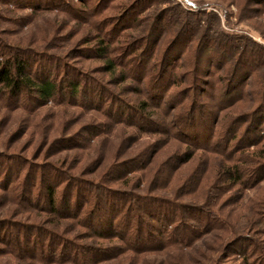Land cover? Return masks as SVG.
Here are the masks:
<instances>
[{
    "label": "rangeland",
    "instance_id": "obj_1",
    "mask_svg": "<svg viewBox=\"0 0 264 264\" xmlns=\"http://www.w3.org/2000/svg\"><path fill=\"white\" fill-rule=\"evenodd\" d=\"M185 21L195 28V36L209 33L236 47L232 59L242 48L244 60L252 58L251 68L244 67L250 78L234 94L237 101L220 113L211 150L189 148L184 135L175 133L180 123L176 119L192 99L216 109L222 87L217 77L227 73L232 61L219 62L225 49L214 40L200 60V87L171 97L191 85L199 54L196 38L176 43L175 34ZM100 39L110 46V56H118V70L128 76L125 82L116 83L104 71L105 61L93 55L91 48ZM15 47L33 50L39 56L35 58L44 59L34 71L43 72L47 64L60 91L48 103L24 93L10 97L0 93V264H79L73 261L74 249L67 251L70 256L60 255L58 244L51 249L59 239L52 236L53 242L49 231L70 242L116 247L100 263L89 262L91 255L86 253L89 264H264V169L255 167L264 162V138L259 143L248 141L246 147L236 139L229 148L218 139L229 133L228 120L241 119L238 126L243 131L255 118H264V56L260 57L264 0H0V58ZM147 47L149 54H140L139 61L138 54ZM167 52L170 65L163 82L171 86L156 104L147 96L158 85L155 73ZM252 53L260 57L255 62ZM131 73L140 75L141 82ZM177 73L184 79L181 85L172 83ZM75 76L82 79V89L73 96L69 88ZM99 80L106 94L115 93L116 101L110 96L99 100ZM252 92L255 96L250 97ZM139 100H148L150 110L164 117L165 124L152 129L137 125L138 118L129 117L128 106ZM253 128V134L262 136ZM188 152L194 156L183 162ZM176 153L181 157L170 160ZM140 155L146 164L119 170ZM232 163L246 169L240 182L220 171ZM55 175L63 180L59 197L66 185L84 186L100 178L101 184L114 190L139 193L146 199L168 198L170 213L162 214L173 212V221L149 218L152 234L145 230L136 234L131 226L122 229L121 237H77L80 229L73 219L54 220L47 211L41 178ZM245 179L248 187L240 184ZM185 204H189L186 210L195 211L185 212ZM195 228L203 234L194 236Z\"/></svg>",
    "mask_w": 264,
    "mask_h": 264
},
{
    "label": "trees",
    "instance_id": "obj_2",
    "mask_svg": "<svg viewBox=\"0 0 264 264\" xmlns=\"http://www.w3.org/2000/svg\"><path fill=\"white\" fill-rule=\"evenodd\" d=\"M191 15V13H189ZM191 25V23L185 21L182 22V24L179 26L175 37L177 38L176 43L184 40V39H195L196 38V48L199 52L198 58H196L194 65L192 69V79L191 82H189L191 85L186 86L182 90L177 89L173 96L179 95L187 88L191 87L192 89H198L200 87V82L202 81V78L200 76V66L202 64L201 57H203L205 51L207 52V45H210L211 42H215L216 44L223 45L224 52H222L221 57L219 58V62L223 63L226 60L231 59L232 64L229 66V69L227 70V73L225 75H220L217 77V81H219L221 84L220 89V97H219V103L216 106V109L211 107V105L207 104H201L200 106L196 104V101L192 99V105H186L184 107L183 112H181L180 116H177V121L180 122L178 125L179 127L176 129L175 133H180L184 135V138H186L188 147L191 148L192 146L196 148V150L200 148H205L210 150L213 149L215 143H213L212 146H210V142L212 139H215L216 132L215 127L216 124L219 122L220 119V113L226 108L232 105L234 102H236V99H233L235 97V93L243 86L244 82H246L247 79L250 78V72H247L244 70V67L252 65V58L247 56V60H244L246 56H243V49L241 51H238L240 55L238 54V58L232 59V53L233 56L235 55L234 50L236 47H233L228 41H223L220 39H215V37L210 35L209 33H203L202 35H197V32H195V28L188 27ZM225 35V34H224ZM227 39H231V36L229 34H226ZM222 37V35H221ZM145 38V37H144ZM142 38V40H144ZM209 39V40H207ZM207 40V41H206ZM215 40V41H214ZM88 41H90L88 39ZM136 41H140V39H137ZM223 41V42H222ZM96 46L94 48H91V51L93 55H96V57H99L103 59L104 62V68L106 72L112 75V77L115 79L116 83H123L127 80L128 76L125 70H118V63H117V57L118 56H110L111 50L110 46L105 44V40L100 39L95 42ZM204 43L205 46H204ZM231 45V46H230ZM127 46H125L126 48ZM246 47V45H244ZM148 48V47H147ZM149 48L141 50V52L138 54V56L141 54L144 56L145 54H149ZM232 52V53H231ZM168 53L165 54L163 57V63L159 65L156 73H155V80L158 83L157 87L151 91H149V95L147 98L150 101V98L154 100L153 103H158L160 99H162L163 93L165 90H167L170 86L167 85L164 80L165 73L169 69V62L168 61ZM230 53V54H229ZM5 56H2L0 58V93L2 95H8L10 96H19L20 94L24 93L26 96L31 100H36L40 103H48L49 101H55L56 96L59 94L60 91V83L59 81L56 82V80L51 79V69L46 70V65L43 64V72L36 68L34 71V67L36 63H40V61H44V59L38 60L39 57L33 50L22 48V47H15L14 49H11L8 52L4 53ZM251 56H254L253 62H255L260 57L264 56V53L260 55H255V53H252ZM179 60V59H178ZM140 61V56H139ZM165 64V65H164ZM254 64V63H253ZM164 65V66H163ZM137 69V67H135ZM251 68V67H250ZM76 72H80V70H77ZM39 73V74H38ZM78 74V73H77ZM136 73H131L133 75L132 77L137 78L139 82H141L142 78L140 75H135ZM178 77L175 78L176 82L173 81L172 83L175 85H181V83L184 82V79L181 80L180 73ZM173 74L172 76H174ZM136 76V77H135ZM154 77V76H153ZM151 77V78H153ZM133 78V79H134ZM181 80V81H180ZM103 80H99L100 88L101 90L98 91L99 94V100L107 101V97L110 96V98L115 99V93L108 92L106 94V91L102 89ZM82 79L75 76V79L70 84L69 91L70 94L73 96L76 94L81 93L82 89ZM64 88V87H63ZM135 92L138 91V88H136ZM170 89V88H169ZM91 92V91H90ZM92 94L96 93V90L91 92ZM255 94L252 92L250 95ZM238 98V97H237ZM106 99V100H105ZM148 100H139L133 105H127L123 103V105L129 110H131V114L129 113V117L133 118L135 115L138 118L137 125H142V128H155L159 126L160 124L164 125L165 120L164 117H161L158 112H155V110H150L152 107V104L149 103ZM232 100V102H230ZM103 101V102H104ZM116 101V99L114 100ZM160 104V103H158ZM228 104V105H226ZM197 105V106H196ZM262 105V102H260V106ZM155 106V104H154ZM153 106V107H154ZM192 108V109H191ZM125 109V108H124ZM154 109V108H153ZM256 109V108H255ZM219 110V112H218ZM133 111V112H132ZM257 110H255L256 112ZM127 110H123V115L126 113ZM133 113V114H132ZM263 116L255 118V121L253 123L249 122V125L244 126L241 130L239 128V123H242L241 119L238 123L237 120H234L230 122L227 118L225 119L230 126L228 125L226 129L228 130V134L223 137L225 134L221 135L220 144H227V148L231 145L233 140L237 139V143H242V147H246L248 145L247 142L250 141V143L255 142L259 143L264 138V118L262 120ZM129 118V119H130ZM262 122H259L261 121ZM176 121V122H177ZM237 122V123H236ZM255 131L257 130L259 133L262 132V136H258L254 133V127ZM160 127V126H159ZM163 127V126H162ZM194 129L192 132L189 131V129ZM152 129V128H151ZM164 133H166L168 130L166 128H162ZM242 131V132H241ZM209 145V146H208ZM204 146V147H202ZM193 151V150H192ZM188 152V157L185 158L183 162L188 161L194 156V153ZM181 154L176 153L172 156L171 159L174 158H180ZM144 161V162H143ZM129 163V164H128ZM135 163H139L141 165L146 164L145 160H143L142 156L140 155L137 158H134L133 160H129L128 162L124 163L123 166L119 170L120 171H130L131 167L135 165ZM126 165V166H125ZM124 167V168H123ZM257 170L264 169V162H261L259 165L255 166ZM254 169V168H253ZM246 170V169H245ZM238 163H232V164H226L224 167H220V171L222 174H227L229 176L230 180H233L234 182H240V179H242V176H244L245 171ZM125 171V172H126ZM253 172V173H252ZM252 173V174H251ZM251 176L254 175V171L250 172ZM122 177V175H120ZM69 177H71L69 175ZM119 177V178H121ZM124 178V177H123ZM248 179V178H247ZM245 179L244 182H241L240 184L243 185V187H248V180ZM62 178L58 175H55L53 179L49 178H41V183L44 186V195L47 200L48 213L54 218V220H63L64 218H71L74 220V225L79 227L80 230H77V234H82L84 237H88L90 239H107L109 236H122L121 233L122 229L123 232L126 231V229L131 228V226L136 227V234L143 232L144 230L149 233H151V224L152 222H148L149 218H152L154 220L161 221L162 219L168 220L166 222H172L173 220V212L170 214H162L166 211L170 213L171 210V204L170 200L168 198L164 197H156V196H149L147 199L145 196H142L139 193L126 191V190H114L112 188H108L107 186H104V184H101L99 182L100 178L97 180H89V183L84 182V186L80 184V186H70L66 185L64 190V195H61L59 197L58 188L60 187ZM219 180V178H218ZM88 185V186H87ZM75 191V193H73ZM71 194V196H69ZM90 194V196H89ZM71 201H74L71 203ZM189 204L184 205L185 207H188ZM64 210V211H63ZM71 210V211H69ZM195 211V210H194ZM193 210L190 212V210H186L185 212L193 213ZM204 213V212H201ZM200 213V214H201ZM163 215V217H162ZM192 215V214H191ZM195 217H197V214H193ZM118 218V219H117ZM195 219V218H193ZM59 223V222H56ZM122 225L121 230H117L118 226ZM82 229V230H81ZM189 231V230H187ZM50 236L51 240L53 237H57L59 241H56L54 246L51 247V249H56L57 247L55 245L58 244V247L60 248V255L62 256H70L72 252L70 249H74L76 252L72 254V258L74 263L79 264H89L86 262V253H89L90 258H88L89 262L92 260L96 263H100L102 261H105L110 251L115 249L116 247H107L99 244H93V243H75L74 240L72 242L69 241L68 238H65L64 236L54 232H47ZM118 233V234H117ZM191 233L196 235H202L203 232H201L198 229H193ZM135 234V235H136ZM177 234L175 233V236ZM79 237V236H77ZM81 237V236H80ZM186 237H188V234L186 233ZM83 238V237H81ZM79 239V238H78ZM53 241V240H52ZM51 241V242H52ZM160 244L162 240H159ZM54 242V241H53ZM68 247L66 248L65 247ZM70 247V248H69ZM66 248V249H64ZM119 249L121 247H118ZM69 255H68V254ZM116 255V254H114ZM115 257V256H113ZM81 261V262H80Z\"/></svg>",
    "mask_w": 264,
    "mask_h": 264
},
{
    "label": "built area",
    "instance_id": "obj_3",
    "mask_svg": "<svg viewBox=\"0 0 264 264\" xmlns=\"http://www.w3.org/2000/svg\"><path fill=\"white\" fill-rule=\"evenodd\" d=\"M180 2H183L184 0H179ZM184 4V3H183Z\"/></svg>",
    "mask_w": 264,
    "mask_h": 264
}]
</instances>
